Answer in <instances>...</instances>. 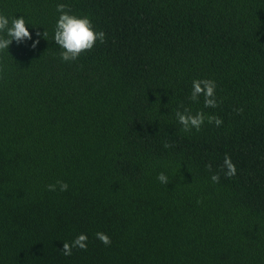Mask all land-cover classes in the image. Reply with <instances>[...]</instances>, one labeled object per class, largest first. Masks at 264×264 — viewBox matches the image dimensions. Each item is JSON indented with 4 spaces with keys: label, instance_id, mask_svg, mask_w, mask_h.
Returning <instances> with one entry per match:
<instances>
[{
    "label": "trees",
    "instance_id": "trees-1",
    "mask_svg": "<svg viewBox=\"0 0 264 264\" xmlns=\"http://www.w3.org/2000/svg\"><path fill=\"white\" fill-rule=\"evenodd\" d=\"M60 3L106 33L74 62L53 40ZM0 13L32 35L0 53V264H264V0H0ZM197 79L215 81L218 107L189 99ZM184 108L223 124L185 133ZM58 180L67 191L47 189ZM82 233L87 250L65 256Z\"/></svg>",
    "mask_w": 264,
    "mask_h": 264
},
{
    "label": "clouds",
    "instance_id": "clouds-1",
    "mask_svg": "<svg viewBox=\"0 0 264 264\" xmlns=\"http://www.w3.org/2000/svg\"><path fill=\"white\" fill-rule=\"evenodd\" d=\"M56 11L60 13L54 29L53 40L60 48L59 56L63 62H74L85 52L91 51L96 42L101 44L106 42V33L104 31H95L93 23L89 16H78L71 12L68 5L64 3L57 4ZM26 21L23 16L16 18L4 15L0 13V53L8 52L9 46L15 41L20 44L26 40H31L32 35L26 27ZM41 34L37 32L39 37ZM47 31H44L43 38H47ZM39 43L36 40L32 43L31 47L35 48ZM216 83L211 79H197L192 82V91L189 99L193 102H199V98L203 96V102L205 108H216L219 106V101L216 97ZM180 107H183L181 105ZM243 109H238L237 112H242ZM178 123L182 126L181 131L190 133L193 130L199 132L204 125L205 120L209 124H214L216 127H220L223 124L222 118L215 115H208L202 111L196 112L194 115L188 108H184L183 111L177 110L175 112ZM173 145L165 142L164 147L170 148ZM209 172L212 171V165H206ZM222 170L227 178H232L236 175L237 168L233 163L231 157L225 154ZM157 179L162 184H168V177L163 173H159ZM211 181L215 183L220 182L219 173H213L210 177ZM57 185L59 191L64 192L68 190L69 185L64 181H56L55 184H49L47 189L49 191H56ZM96 238L105 246L111 244V238L104 232H97ZM86 234H79L73 241L65 242L63 244L62 253L65 256L72 254L73 248L80 250H87Z\"/></svg>",
    "mask_w": 264,
    "mask_h": 264
}]
</instances>
